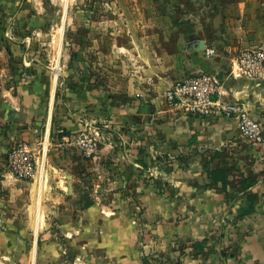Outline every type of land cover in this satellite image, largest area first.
<instances>
[{
    "label": "crops",
    "instance_id": "1",
    "mask_svg": "<svg viewBox=\"0 0 264 264\" xmlns=\"http://www.w3.org/2000/svg\"><path fill=\"white\" fill-rule=\"evenodd\" d=\"M48 1L27 0L17 26L31 34L7 25L0 45V212L20 238L30 229L34 264H264V144L165 100L208 73L221 103L264 126V82L229 76L239 50L264 47V0H115L77 13L81 24L48 21ZM83 122L102 135L90 157L60 146ZM21 144L37 162L30 181L7 173ZM207 170L226 172L225 191Z\"/></svg>",
    "mask_w": 264,
    "mask_h": 264
},
{
    "label": "built area",
    "instance_id": "2",
    "mask_svg": "<svg viewBox=\"0 0 264 264\" xmlns=\"http://www.w3.org/2000/svg\"><path fill=\"white\" fill-rule=\"evenodd\" d=\"M213 52L206 51L210 56ZM232 79H250L264 82V47L239 50L234 56ZM222 84L218 77L198 73L175 82L166 92L168 106L178 107L186 113L200 115L216 114L234 120L242 137L254 144H264V126L253 119L242 103H221L218 99ZM83 129L76 134H61L60 146L76 150L82 156L90 157L96 152L102 138L100 128L83 122ZM8 175L20 181H30L37 174V162L25 144L8 149L6 152Z\"/></svg>",
    "mask_w": 264,
    "mask_h": 264
},
{
    "label": "rangeland",
    "instance_id": "3",
    "mask_svg": "<svg viewBox=\"0 0 264 264\" xmlns=\"http://www.w3.org/2000/svg\"><path fill=\"white\" fill-rule=\"evenodd\" d=\"M35 2L37 0H29V4H31L32 2ZM27 2V0H19V4L16 7V11H14L15 13L13 14H3V12L0 10V45L3 43V36L5 35V31L4 28L8 25L9 27H13L16 28L17 30L19 29L17 26V23L19 22H26V20L28 19V21H30V15L28 16H22V18L18 19L17 18V13L20 12L21 8L24 6V3ZM43 3V0H42ZM49 7L51 6L52 10L50 9V14L47 15L48 18L50 19L48 21L50 22H54V23H68V24H81L82 23V17L80 15H77V13H82L87 7L90 8H95L96 9V13L98 14L99 12V7L102 8V6H106V8H112L114 7L115 4V0H49L48 2ZM33 4V3H32ZM43 5V4H42ZM53 6V7H52ZM68 7V11L67 12H58V10H62L63 7ZM55 7V8H54ZM54 8V9H53ZM48 9V8H47ZM57 9V10H56ZM88 9V8H87ZM55 11V13H53L52 11ZM34 16V22H40V17L36 14H33ZM46 21V20H45ZM73 33H77L73 30L70 29V31H65V41L67 39H69V36H71L70 38L72 39V34ZM22 34H31L30 32H21V31H17L16 35L21 36ZM72 45V44H71ZM64 48L68 49V46L64 45ZM2 52V50H0ZM4 55L7 56L6 53L2 52ZM1 58V56H0ZM1 62H0V71H2L1 68ZM9 69V68H8ZM13 71V67L10 68ZM1 74V72H0ZM5 216L0 212V264H26L28 262H32L33 264L35 263L34 258L31 257V253L29 252V245L31 244V237H30V229H27V232L29 234V236L26 237V239H22L19 237L18 235V231H14L11 228L9 229L6 225V223L4 222ZM49 223V221L47 222ZM43 224V223H42ZM18 227L17 228H25L27 225L25 223H18L15 224ZM15 233L17 234V236L15 235ZM3 235L4 236H8L11 237L12 236H16V237H11L9 240L7 239H3ZM6 238V237H5ZM25 246V249L20 250V246ZM5 247V248H4ZM3 250H9L10 254L9 256H3L2 255V251Z\"/></svg>",
    "mask_w": 264,
    "mask_h": 264
},
{
    "label": "trees",
    "instance_id": "4",
    "mask_svg": "<svg viewBox=\"0 0 264 264\" xmlns=\"http://www.w3.org/2000/svg\"><path fill=\"white\" fill-rule=\"evenodd\" d=\"M207 174L213 184L217 185L218 183H220L222 190L225 191L226 172L224 170H207ZM144 264H146V261Z\"/></svg>",
    "mask_w": 264,
    "mask_h": 264
}]
</instances>
